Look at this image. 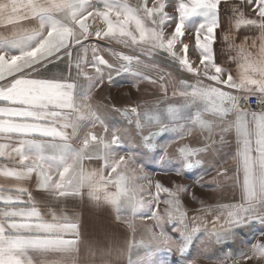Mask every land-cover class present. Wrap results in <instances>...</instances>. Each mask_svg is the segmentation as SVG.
Returning a JSON list of instances; mask_svg holds the SVG:
<instances>
[{
	"label": "snow or ice",
	"instance_id": "1",
	"mask_svg": "<svg viewBox=\"0 0 264 264\" xmlns=\"http://www.w3.org/2000/svg\"><path fill=\"white\" fill-rule=\"evenodd\" d=\"M222 4L235 74L216 62ZM0 27L7 31L0 35V177L13 182L0 184V264H119L105 257L125 252L128 264H167L155 257H186L196 240L200 251L184 264H264L259 238L242 240L236 253L208 255L234 241L236 229L264 225V0H0ZM242 29L259 34L236 43ZM121 74L134 78L137 91L147 83L159 94L123 107L111 96L96 102L97 91ZM113 113L130 127L110 124ZM194 134L199 146L181 143ZM225 151L231 168L214 158ZM150 153L165 175L208 168L192 184L168 187L153 180L144 162ZM28 181L47 194V212ZM85 196L109 206L133 239L123 248L115 235L103 246L88 243L90 258L82 260L78 218L57 213L48 198ZM185 198L199 206L191 216ZM137 220L152 221L139 240Z\"/></svg>",
	"mask_w": 264,
	"mask_h": 264
},
{
	"label": "rangeland",
	"instance_id": "2",
	"mask_svg": "<svg viewBox=\"0 0 264 264\" xmlns=\"http://www.w3.org/2000/svg\"><path fill=\"white\" fill-rule=\"evenodd\" d=\"M132 3H135V0H131ZM224 5H221V18H222V23H223V28L222 29H218L217 30V43L214 45L215 47V53H216V46L217 44L220 42V40H222V35H223V31H224V27L225 25H227V21L225 19V15H224ZM248 10V9H245ZM169 12H172V9H168ZM169 31H171V29H169ZM184 42L185 43H189L192 48H191V55L193 57V59L196 60V62L198 63V55L195 53V49H194V38L192 35H188L184 38ZM98 43H100L102 46H106V47H111L114 48L116 50L119 51H124L127 52V49H123L120 45L115 44L114 42L112 43H107L106 41H98ZM105 58L111 60V57L108 56L107 53H105ZM61 68H65L64 65H61ZM149 74H152L151 72ZM185 78L191 80L192 77L185 73L183 74ZM133 77L129 74H121L120 76H114V84L113 85H109L107 83H105V85L103 86L102 90H98L97 93L95 94V100L96 102H102L104 100L105 97L111 96L115 102H117L119 104V106L123 107L126 104H131V103H135L141 100H147V101H151L154 99V97L156 95H158V89L151 87L149 84L147 83H142L139 85V91H137L135 88L132 87V83H133ZM169 95H171V91L169 92ZM109 123L112 124L113 126L116 127H130L128 125V122L121 117L119 114H115L113 113L110 117H109ZM131 127H134L131 126ZM97 132H101L102 129H96ZM168 134H165L163 137L160 138L161 142H163L164 140L168 139ZM200 141L201 138L199 135L194 134L193 136L189 137L186 141H182L181 143H189L192 146H199L200 145ZM175 146H173V149H170V153H173ZM231 152H222L220 153L218 156L214 157L217 160H220L221 157H223V159H227L229 160V163L226 165L227 167L231 168L233 167L231 160L229 158V156H231ZM225 156V157H224ZM206 161L210 162L213 157L212 156H206L205 157ZM146 163V165L148 166L149 172L150 173H154L153 175V180H159L161 183H163L165 186L171 187L172 183H178V184H192L193 179L195 177H197L198 175L202 174L206 168H208V163L206 162L205 164L201 165L198 168H194L192 169L190 172H188L186 174L185 177H177L174 174H169V175H165L161 169H160V165L156 162V156L153 153H150L148 155V158L145 159L144 161ZM221 162H223V160H221ZM215 173L213 172L212 175H214ZM211 176H206L205 180H210ZM198 193L199 190L197 189ZM219 194H213L214 199L217 198ZM231 197V191L230 190H226L224 195H223V199H229ZM184 204L186 206V208L188 209V214L189 216L193 215L195 213L196 208H198L199 206L193 202H191L188 198L184 199ZM96 210V209H95ZM163 210V205H161V211ZM113 224H116V227L113 228V231H120L122 232V234L124 235V237L126 238V243L127 241L133 239V233L127 228L126 225L123 224H119L116 220H115V215H114V219L112 222ZM137 231L135 233V239L139 240L143 234V225L147 224V225H151L152 221L150 220H145V221H140L137 220ZM261 226L264 227V225L259 224V229H261ZM168 226H166L167 228ZM251 230L253 231V227H251ZM237 233H239V235L237 236V238L234 241H228L222 245H213L209 252L208 255L211 256L213 258V260L217 259V258H221L228 250H231L233 253L238 252L239 250H241L242 248V240H246L249 243L255 242V239H249V237L247 236V229L245 227H241L236 229ZM173 236H175V233H171ZM254 238H259L262 241H264V237H259L257 234V237ZM123 241V240H122ZM103 244L105 243V240H102ZM125 243V244H126ZM94 245V244H93ZM135 251V250H134ZM200 249H199V240L194 241L193 245L190 247L189 249V253L187 254L186 257H181L180 254L176 251H173L171 253L168 252H161L158 254L157 257L158 259H166L167 264H184V259H193L197 256V254L199 253ZM98 258V257H97ZM133 259H135V255H133ZM119 264H128V255L126 258V263L121 262ZM197 264H210L209 260L206 259H201L197 262ZM248 264H259V262H254V261H249Z\"/></svg>",
	"mask_w": 264,
	"mask_h": 264
},
{
	"label": "crops",
	"instance_id": "3",
	"mask_svg": "<svg viewBox=\"0 0 264 264\" xmlns=\"http://www.w3.org/2000/svg\"><path fill=\"white\" fill-rule=\"evenodd\" d=\"M246 14L249 16L254 17V13H252L249 10H245ZM227 29V25H225L224 30ZM7 31L3 27H0V35H6ZM258 31L256 30H245L242 29L238 34L236 38V43H240V41L243 39L245 35L248 36H254L258 35ZM216 62L218 64H222L229 70L235 74L236 65L234 62L230 61L228 59L229 56L234 55L235 53L229 52L226 49V46L223 45V40H220V42L216 46ZM234 144L232 152H234ZM228 151H225L226 153ZM231 152V153H232ZM225 157V156H224ZM230 158V156H229ZM6 163L2 158H0V164ZM86 166L88 167H98L100 162L99 161H85L84 162ZM13 183L12 181L5 180L3 177H0V184L3 185H10ZM25 187H28L30 191H32L33 196L37 199L38 202L41 203L42 210L47 212V209L44 208V201L41 199V197H46V193H38L34 187V183L32 181L25 182ZM50 200V207L56 211L57 213L63 212L70 218L75 216L78 218V222L80 224V233H81V239L84 243L81 244L80 249V257L82 260L89 259V255L87 253L85 245L88 243L100 246H103L102 240H105V243H108V240H106V237L111 238L113 235L116 237V243L120 247H124L126 244V238L122 234V232L116 230L113 231V228L116 227V224L110 223L114 219V212L113 210L104 204H95L91 202L87 196H85L83 199L80 197H68V198H61V200H55L48 198ZM96 209V210H95ZM211 225H209L210 227ZM251 227H253V231L251 230ZM247 229V236L249 239H254V237H257V234L260 232L259 229V223H253L245 227ZM261 229H264V227L261 226ZM123 240V241H122ZM127 253L120 256H107L105 257L106 260H118L119 263L125 262L126 263ZM99 259V257L95 258Z\"/></svg>",
	"mask_w": 264,
	"mask_h": 264
},
{
	"label": "built area",
	"instance_id": "4",
	"mask_svg": "<svg viewBox=\"0 0 264 264\" xmlns=\"http://www.w3.org/2000/svg\"><path fill=\"white\" fill-rule=\"evenodd\" d=\"M253 107H255V104H253Z\"/></svg>",
	"mask_w": 264,
	"mask_h": 264
}]
</instances>
